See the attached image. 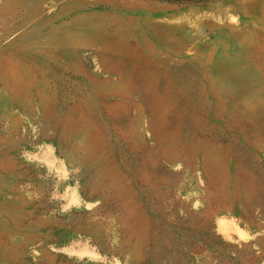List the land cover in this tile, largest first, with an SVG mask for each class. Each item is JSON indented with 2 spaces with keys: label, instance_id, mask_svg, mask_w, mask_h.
I'll return each mask as SVG.
<instances>
[{
  "label": "rangeland",
  "instance_id": "1",
  "mask_svg": "<svg viewBox=\"0 0 264 264\" xmlns=\"http://www.w3.org/2000/svg\"><path fill=\"white\" fill-rule=\"evenodd\" d=\"M0 264H264V0H0Z\"/></svg>",
  "mask_w": 264,
  "mask_h": 264
}]
</instances>
